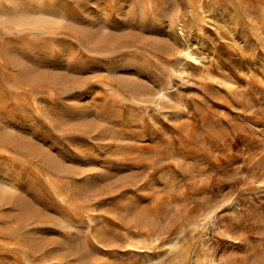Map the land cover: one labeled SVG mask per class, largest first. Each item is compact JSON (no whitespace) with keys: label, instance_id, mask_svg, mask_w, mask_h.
I'll return each mask as SVG.
<instances>
[{"label":"rangeland","instance_id":"374dc122","mask_svg":"<svg viewBox=\"0 0 264 264\" xmlns=\"http://www.w3.org/2000/svg\"><path fill=\"white\" fill-rule=\"evenodd\" d=\"M260 33L264 0H0V264H264Z\"/></svg>","mask_w":264,"mask_h":264},{"label":"bare ground","instance_id":"6f19581e","mask_svg":"<svg viewBox=\"0 0 264 264\" xmlns=\"http://www.w3.org/2000/svg\"><path fill=\"white\" fill-rule=\"evenodd\" d=\"M186 2H187V1H186ZM188 5H190V4H188ZM190 9H191V8H190ZM43 15H44V14H43ZM164 16H165V15H164ZM164 16H163V17H164ZM175 16H176V15H175ZM178 16H179V15H178ZM165 18H166V17H165ZM168 18H169V17H168ZM179 19H180V18H179ZM23 20H25V19H23ZM41 21H42V20H41ZM43 21H44V20H43ZM168 21H170V20H168ZM27 22H28V21H27ZM165 22H166V20H165ZM176 22H177V21H176ZM24 23H25V22H24ZM43 23H44V22H43ZM43 23H42V24H43ZM46 23H47V22H46ZM169 23H171V22H169ZM48 24H49V23H48ZM171 24H173V22H172ZM169 25H170V24H169ZM167 26H168V25H167ZM171 26H173V25H171ZM171 26H169V27H171ZM179 27H180V26H179ZM171 28H173V27H171ZM180 28H181V27H180ZM89 29H90V28H89ZM103 29H104V27H103ZM162 29H163V28H162ZM169 29H170V28H169ZM90 30H91V29H90ZM170 30H171V29H170ZM91 31H92V30H91ZM91 31H90V32H91ZM180 31H181V30H180ZM171 32H174V31L172 30ZM162 33H163V32H162ZM169 33H170V32H169ZM185 33H186V32H185ZM87 34H88V33H87ZM87 34H86V35H87ZM102 34H103V33H102ZM171 34H172V33H171ZM171 34H170V35H171ZM175 34H176V33H175ZM105 35L108 36L107 34H105ZM105 35H104V36H105ZM170 35H168V36H170ZM180 35H181V34H180ZM187 35H188V34H187ZM258 35H259V34H258ZM260 35H261V36H260L259 38H260L261 41L264 43V33H260ZM99 36H101V35H99ZM102 36H103V35H102ZM102 36H101V37H102ZM104 36H103V37H104ZM109 36H110V35H109ZM87 37H88V36H87ZM92 37H94V35H92ZM101 37H100V38H101ZM111 37H112V36H111ZM170 37H171V36H170ZM175 37H176V35H175ZM177 37H178V36H177ZM182 37H183V36H182ZM88 38H89V37H88ZM108 38H109V37H107V39H108ZM113 38H114V37H113ZM171 38H172V37H171ZM186 38H187V37H186ZM91 39H92V38H91ZM97 39H99V38H97ZM101 39H102V38H101ZM104 39H105V37H104ZM107 39H106V40H107ZM173 39H175L174 36H173ZM173 39H172V40H173ZM99 40H100V39H99ZM111 40H112V39H110V41H111ZM178 40H179V39H178ZM100 41H101V40H100ZM100 41H99V42H100ZM102 41H103V40H102ZM113 41H114V40H113ZM115 41H116V40H115ZM161 41H162V39H161ZM164 41L166 42V40L163 39V42H164ZM169 42L171 43V41H169ZM187 42H188V41H187ZM100 43H103V44H104V42H100ZM113 43H114V42H113ZM155 43H159V44H160L161 42L158 41V42H155ZM166 43H167V47H169V45L171 46V44L168 45V42H166ZM166 43H165V44H166ZM172 43H174V42L172 41ZM103 44H102V46H103ZM106 44H109V43L106 42ZM106 44H105V45H106ZM139 44L141 45V43H139ZM139 44H138V45H139ZM159 44H156V46L159 45ZM161 44H162V43H161ZM178 44H179V43H178ZM105 45H104V46H105ZM109 45H110V44H109ZM115 45L117 46V44H115ZM118 45H120V44H118ZM123 45H124V44H123ZM123 45H121V46H123ZM188 45H189V44H188ZM102 46H101V48L104 47V46H103V47H102ZM107 46H108V45H107ZM142 46H144V45L142 44ZM164 46H166V45H164ZM184 46H185V45H184ZM186 46H187V45H186ZM109 47H110V46H109ZM111 47H113V46L111 45ZM116 48H117V47H116ZM156 48H157V47H156ZM157 49H159V48H157ZM169 49H170V48H169ZM199 50H200V49H199ZM160 51H161V50H160ZM165 51H166V50H165ZM161 52H162V51H161ZM170 52H171V51H170ZM172 52H173V51H172ZM175 52H176V51H175ZM162 54H163V53H162ZM196 54H197V53H196ZM199 54H200V53H199ZM182 55H183L184 57L188 58V60L190 59V60H192V62L194 61V63L196 62V63H198V64H201V63L204 64V63L206 62V58H205V57H198V56H196L195 54H193V53L190 51L189 47L187 48L186 51H184V53H183ZM163 56H164V55H163ZM177 56H178V55H177ZM178 57H179V56H178ZM179 60H180V59H179ZM195 65H197V64H195ZM129 66H130V65H129ZM119 67H120V66H119ZM195 67H196V66H195ZM114 68H115V67H114ZM127 68H128V67H127ZM142 68H143V67H142ZM142 68H141V69H142ZM109 69H110V68H109ZM112 69H113V68H112ZM107 70H108V69H107ZM128 70H129V69H128ZM130 71H131V70H130ZM134 71H135V70H134ZM177 72H178V71H177ZM122 73H123V72H122ZM131 73H132V72H131ZM179 73H180V72H179ZM132 74H133V73H132ZM114 75H115V74H114ZM136 75H137V74H136ZM138 75H139V74H138ZM147 75H148V74H147ZM109 76H110V75H109ZM111 77H112V76H111ZM115 77H117V76H114V78H115ZM117 78H118V77H117ZM129 85H130V84H129ZM130 86H131V85H130ZM132 86H134V85H132ZM132 86H131V88H132ZM137 86H138V85H137ZM137 86H135V87H137ZM139 88L141 89L142 86L139 85ZM139 88L137 87L136 90H137V91H140ZM143 88H145V87H143ZM143 88H142V92H143ZM167 88H168V87H167ZM132 89H133V88H132ZM145 90H146V89H145ZM145 90H144V92H145ZM140 93H141V92H140ZM140 93H139V95H140ZM4 187H7V185H6V184H2V183H0V193H1L2 196L4 195V194H2V193H5V192L7 191V190H5ZM5 194H8V193H5ZM11 195H12V194H10V195H8V196H11ZM11 198H12V197H11ZM211 214H212V213H211ZM204 257H205V256H204Z\"/></svg>","mask_w":264,"mask_h":264}]
</instances>
